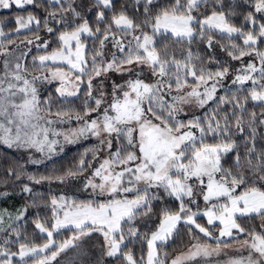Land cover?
Returning <instances> with one entry per match:
<instances>
[{"label":"snow or ice","instance_id":"1","mask_svg":"<svg viewBox=\"0 0 264 264\" xmlns=\"http://www.w3.org/2000/svg\"><path fill=\"white\" fill-rule=\"evenodd\" d=\"M13 8L0 144L28 155L0 158L25 197L0 208V264H264V0H0Z\"/></svg>","mask_w":264,"mask_h":264},{"label":"trees","instance_id":"2","mask_svg":"<svg viewBox=\"0 0 264 264\" xmlns=\"http://www.w3.org/2000/svg\"><path fill=\"white\" fill-rule=\"evenodd\" d=\"M28 10L36 11L34 8H30ZM42 14V9L39 10ZM19 12V10H16L13 8L12 10H0V18L7 17V27L5 28V31H8L9 29L15 28L14 18L15 15ZM21 14L26 15L27 12H23ZM23 38V34L20 37ZM55 45H53L54 47ZM30 59V57H29ZM55 85H52L49 90H54ZM223 94V93H221ZM249 109H252L251 103H249ZM255 111L259 113L260 109L256 108ZM199 114H202L199 113ZM260 131H264V129H261ZM95 142H88L76 147H72L68 150H66L64 153L59 155L58 157L52 159L51 161H48L47 163L40 165V166H26L27 171L29 172H36V173H46L47 170H50L54 165L60 166L63 164L64 166H67L71 163H73L75 160L79 159L78 154L83 152L84 149L89 148L91 145H93ZM0 158L4 159V164H6L9 161H19L20 163H24L22 158H20L16 153L11 151L10 149L4 147L2 144H0ZM4 179H7L5 176V168L0 167V181H3ZM46 185V184H45ZM43 185H36L35 191L38 193H44L47 194L49 192V188L47 186ZM19 191V188L13 189L10 183L8 185L0 182V193L2 192H9V196H0V208H9L10 210H14L15 208L21 207L25 203V197L23 195H16V192ZM87 196L80 197V198H86ZM33 215V210L30 209L29 211V218H31ZM29 231H31V225L29 226ZM173 246H170L169 250L171 251V248Z\"/></svg>","mask_w":264,"mask_h":264},{"label":"rangeland","instance_id":"3","mask_svg":"<svg viewBox=\"0 0 264 264\" xmlns=\"http://www.w3.org/2000/svg\"><path fill=\"white\" fill-rule=\"evenodd\" d=\"M0 10H2V9H0ZM217 55H218L219 57H221V58L224 57V54L221 53V52L219 51V49H217ZM229 79H230V78H229ZM118 82H119V80H118ZM53 85H55V84H53ZM55 86H56V85H55ZM88 142H95V140H94L93 138H88V139H81V140H79V141H78L77 143H75V144H66V145H64V149H63L62 152H60V151H59V148H58V155H57V156H54L52 159L58 157L59 155H61L62 153H64L66 150H68V149H70V148H72V147H76V145L83 144V143L85 144V143H88ZM3 146L6 147V148H8V147L5 146V145H3ZM8 149H10V150L13 151L14 153H16L20 158H22V160H23L24 162L27 160V155H28V153H27L25 150H23V149H16V148H8ZM34 158L39 159V158H40V154H39V153H35ZM48 161H49V160H44L43 163H41V164L27 163V164H25V165L28 166V167H30V166H40V165H43V164L47 163ZM44 185H45V184H44ZM45 186H47V187L49 188V185L46 184ZM51 187H52L53 190H56V189H57V186H56V185H52ZM69 194H71V192H69ZM86 195H87V193H81V194H80V197H81V196H86Z\"/></svg>","mask_w":264,"mask_h":264},{"label":"crops","instance_id":"4","mask_svg":"<svg viewBox=\"0 0 264 264\" xmlns=\"http://www.w3.org/2000/svg\"><path fill=\"white\" fill-rule=\"evenodd\" d=\"M84 144V143H83ZM79 145H82V144H79ZM79 145H76V146H79ZM87 196V195H86ZM81 197H84V196H81Z\"/></svg>","mask_w":264,"mask_h":264}]
</instances>
